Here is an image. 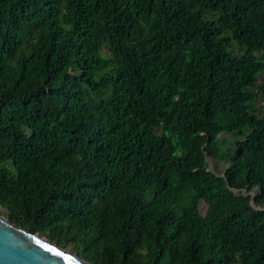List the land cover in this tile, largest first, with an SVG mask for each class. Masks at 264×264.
<instances>
[{
  "label": "trees",
  "instance_id": "16d2710c",
  "mask_svg": "<svg viewBox=\"0 0 264 264\" xmlns=\"http://www.w3.org/2000/svg\"><path fill=\"white\" fill-rule=\"evenodd\" d=\"M0 208L89 264H264V0H0Z\"/></svg>",
  "mask_w": 264,
  "mask_h": 264
},
{
  "label": "water",
  "instance_id": "95a60500",
  "mask_svg": "<svg viewBox=\"0 0 264 264\" xmlns=\"http://www.w3.org/2000/svg\"><path fill=\"white\" fill-rule=\"evenodd\" d=\"M0 264L89 263L46 238L32 234L8 219L0 218Z\"/></svg>",
  "mask_w": 264,
  "mask_h": 264
},
{
  "label": "rangeland",
  "instance_id": "374dc122",
  "mask_svg": "<svg viewBox=\"0 0 264 264\" xmlns=\"http://www.w3.org/2000/svg\"><path fill=\"white\" fill-rule=\"evenodd\" d=\"M261 102L262 101L260 99H257V101L255 103V106H257V108H260ZM204 156H205V162L207 163L208 170L209 171H212L217 176H222L223 175V171L225 169V165L223 163H221V162H217V161L209 158L206 154ZM235 193L237 194L238 192L235 191ZM256 193H257V190H254L252 192V195H255ZM243 194L245 195V192H243ZM205 209H206V205L204 203H201L200 204V211H201V213H204L205 212ZM0 218L7 219L6 218L5 210L2 209V208H0ZM62 249L68 251L71 255H75L72 252V249L70 247H68V248H62Z\"/></svg>",
  "mask_w": 264,
  "mask_h": 264
},
{
  "label": "clouds",
  "instance_id": "9594fccd",
  "mask_svg": "<svg viewBox=\"0 0 264 264\" xmlns=\"http://www.w3.org/2000/svg\"><path fill=\"white\" fill-rule=\"evenodd\" d=\"M248 194H249L251 197H253V196H252V192H251V193H248ZM254 196H255V195H254ZM253 198H254V197H253ZM253 198H252V199H253Z\"/></svg>",
  "mask_w": 264,
  "mask_h": 264
}]
</instances>
